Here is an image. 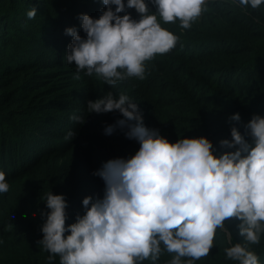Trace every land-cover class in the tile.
I'll use <instances>...</instances> for the list:
<instances>
[{"label": "trees", "instance_id": "trees-1", "mask_svg": "<svg viewBox=\"0 0 264 264\" xmlns=\"http://www.w3.org/2000/svg\"><path fill=\"white\" fill-rule=\"evenodd\" d=\"M32 8L37 15L28 19ZM102 10L100 0H0V171L9 184V191L0 193V264H49V253L38 244L47 194L65 197L66 224H72L84 214L85 197L103 196L104 182L92 173L138 150L119 129L104 134L122 119L118 112L89 114L87 101L108 92L126 94L147 128L170 143L205 137L217 156L227 151L219 141L231 140L232 126L243 133L253 114L264 117V4L251 9L238 0L207 2L187 30L179 21H161L179 37L176 47L146 63L144 80L129 78L115 87L95 74L80 72L81 79H73L76 67L63 59L71 42L65 29L76 27L83 36L78 15L95 19ZM127 11L138 19L134 10ZM236 113L240 124L229 120ZM73 116L86 122L80 125ZM69 131L76 134L73 140L65 139ZM237 223L226 221L231 240L218 229L210 255L194 264H238L225 254L244 243ZM248 248L264 264V233ZM173 255L165 251L155 264H169ZM52 264H59V256Z\"/></svg>", "mask_w": 264, "mask_h": 264}, {"label": "clouds", "instance_id": "clouds-1", "mask_svg": "<svg viewBox=\"0 0 264 264\" xmlns=\"http://www.w3.org/2000/svg\"><path fill=\"white\" fill-rule=\"evenodd\" d=\"M216 0H100L98 18L78 15L76 27L65 29L71 37L64 60L74 64L76 75L95 74L115 87L129 78L145 79L146 63L173 50L179 37L161 26L176 23L190 29ZM149 3L155 8L150 13ZM240 6L258 9L264 0H238ZM134 10V19L127 10ZM123 14V15H121ZM37 15L28 11V19ZM90 113L118 112L122 119L104 129L112 135L119 129L126 139L139 144L130 158H116L93 172L104 182L102 198L82 200L83 215L66 224L68 207L63 195L51 191L41 212L43 238L38 241L52 264H153L163 252L173 255L169 264H194L210 255L217 230L231 231L226 221L236 220L244 243L225 249L226 258L238 264H259L248 245L260 242L264 233V117L253 114L243 124V133L230 128L231 140L219 145L227 151L215 155L213 143L205 138H180L170 143L143 123L137 103L126 94L106 93L86 102ZM80 125L83 116H73ZM229 120L240 124L239 113ZM69 131L65 139H74ZM9 184L0 171V193ZM68 233L67 235H65ZM182 258H188L182 260Z\"/></svg>", "mask_w": 264, "mask_h": 264}]
</instances>
